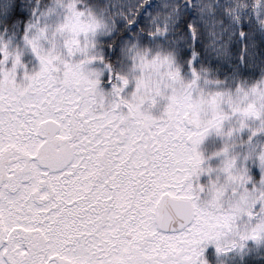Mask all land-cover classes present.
<instances>
[{"label": "snow or ice", "instance_id": "obj_1", "mask_svg": "<svg viewBox=\"0 0 264 264\" xmlns=\"http://www.w3.org/2000/svg\"><path fill=\"white\" fill-rule=\"evenodd\" d=\"M0 264H264V0H0Z\"/></svg>", "mask_w": 264, "mask_h": 264}, {"label": "trees", "instance_id": "obj_2", "mask_svg": "<svg viewBox=\"0 0 264 264\" xmlns=\"http://www.w3.org/2000/svg\"><path fill=\"white\" fill-rule=\"evenodd\" d=\"M29 67L31 68L32 65H29ZM211 147H212L211 142H206V144H205V148L210 150Z\"/></svg>", "mask_w": 264, "mask_h": 264}, {"label": "rangeland", "instance_id": "obj_3", "mask_svg": "<svg viewBox=\"0 0 264 264\" xmlns=\"http://www.w3.org/2000/svg\"><path fill=\"white\" fill-rule=\"evenodd\" d=\"M30 65H32V64H30ZM20 79H22V77H18V82H19Z\"/></svg>", "mask_w": 264, "mask_h": 264}]
</instances>
